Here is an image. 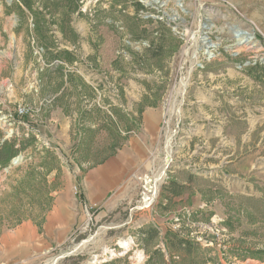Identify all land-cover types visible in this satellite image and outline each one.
I'll use <instances>...</instances> for the list:
<instances>
[{
	"label": "rangeland",
	"instance_id": "rangeland-1",
	"mask_svg": "<svg viewBox=\"0 0 264 264\" xmlns=\"http://www.w3.org/2000/svg\"><path fill=\"white\" fill-rule=\"evenodd\" d=\"M149 1L29 0L31 10L0 0L2 141L37 138L13 157L20 162L0 167V260L264 264V79L244 70L264 64V0ZM60 50L73 62L57 58ZM149 104L160 116L158 139L109 194L131 179L133 196L114 210L91 209L79 179L145 134ZM53 124L58 132L71 124L69 145L37 135ZM45 147L59 162H40ZM61 166L77 220L52 243L42 226L64 185ZM25 220L39 232L8 250L6 237ZM175 236L201 243L196 263L171 246Z\"/></svg>",
	"mask_w": 264,
	"mask_h": 264
},
{
	"label": "crops",
	"instance_id": "crops-1",
	"mask_svg": "<svg viewBox=\"0 0 264 264\" xmlns=\"http://www.w3.org/2000/svg\"><path fill=\"white\" fill-rule=\"evenodd\" d=\"M244 70H246L245 67ZM141 115L142 121L140 123V128H143L145 134H141L139 138H127L126 143L122 148L123 153L119 154L120 150L116 154L113 153L104 161L87 169L85 174H83L82 179H79L82 185V194L85 198V203L91 209L104 208L105 210H114L124 202H128L133 196L131 194L133 191L131 179H126V181L122 184L124 187L116 191L115 195L110 196L109 194L115 187L119 186V184L123 181V178H125L124 176H128L127 172L132 170L135 162L140 160L143 162L147 157V154L144 153V147L147 146V142L149 141L154 144L158 139V128L161 120L158 110L156 111L155 105H147L144 110L141 111ZM128 116L131 119L130 123L135 122L132 121L133 118L131 115L128 114ZM53 117L54 116L51 115V118ZM54 119H56V117H54ZM55 125H58V122H56ZM55 125L53 124L49 127V129H46L45 126H41L37 135L51 143L58 142L57 139H62L64 144L69 145L71 142V124H63L65 127L62 132H58V130L56 131L54 127ZM132 125L133 124L130 126ZM45 148L39 150L42 156L45 154ZM50 149L53 150L52 148ZM54 153L56 155L58 154L56 151H54ZM57 156L60 158L59 155ZM61 167L65 173L64 185L62 188L59 187L57 190H54L52 195V207L47 212L45 222L42 226V233H44L47 239L52 243L61 242L67 234L69 228L77 220L75 204L73 203V197L70 194V187L72 184L70 171L63 166ZM56 171L57 170L54 169L53 174H56ZM152 179L153 178H149L148 180L153 182L154 179ZM34 227H36V231L39 232V227L35 226L31 220H25L18 224L15 231L6 237L10 240V242L8 241V250H10V247L13 249L15 244L17 246H28L29 237L35 232ZM4 252V256H6L7 251L5 249ZM13 256L14 255L12 254H8L6 257L1 259L0 262H2V264H10Z\"/></svg>",
	"mask_w": 264,
	"mask_h": 264
},
{
	"label": "trees",
	"instance_id": "trees-1",
	"mask_svg": "<svg viewBox=\"0 0 264 264\" xmlns=\"http://www.w3.org/2000/svg\"><path fill=\"white\" fill-rule=\"evenodd\" d=\"M22 4H24L27 8L32 10V5L29 2V0H20ZM73 3L76 4V2L73 1ZM77 6V4H76ZM138 7L143 8L144 6L138 2ZM57 58L61 60H65L68 63L73 62V53L70 50H60L56 53ZM57 67H61L60 65ZM247 70V73L253 77L256 80H262L264 79V64H254V65H248L245 67ZM4 133L0 130V167L7 166L11 159L16 156L19 152L26 149L30 144H33V142H36L37 138L35 135L31 134L27 138H23V142L20 146L16 147L13 139H6L3 140ZM45 154L41 159V163H45L48 158H50L52 161L59 162V157L54 153L53 150L45 148ZM57 168L59 169V164L57 165ZM53 198H51L52 201ZM171 236V235H170ZM171 246L177 250H183L187 255L191 256V260L193 263H196L195 259L202 250V245L199 241L196 240H190L185 237L175 236L171 237ZM203 252V250H202ZM264 253V252H262Z\"/></svg>",
	"mask_w": 264,
	"mask_h": 264
},
{
	"label": "bare ground",
	"instance_id": "bare-ground-1",
	"mask_svg": "<svg viewBox=\"0 0 264 264\" xmlns=\"http://www.w3.org/2000/svg\"><path fill=\"white\" fill-rule=\"evenodd\" d=\"M146 3H150V1L149 0H146ZM239 35L241 36L240 39H239V41L240 42H244L245 36H242V35H247V34H239ZM206 40H207V42H203V44H208L207 46L209 48L205 47V54L211 55V53H210V47L213 46L214 44L213 43L212 44H209L210 40H208L207 38H206ZM145 197L147 199H149V197L147 195Z\"/></svg>",
	"mask_w": 264,
	"mask_h": 264
},
{
	"label": "water",
	"instance_id": "water-1",
	"mask_svg": "<svg viewBox=\"0 0 264 264\" xmlns=\"http://www.w3.org/2000/svg\"><path fill=\"white\" fill-rule=\"evenodd\" d=\"M155 1H157V0H155ZM238 34H246V32L245 31H240V32H238ZM207 48H209V47L207 46ZM21 160H22V156L19 155V156H17V157L12 159V163L16 164V163L20 162ZM146 185L150 189L151 185L148 184V183Z\"/></svg>",
	"mask_w": 264,
	"mask_h": 264
},
{
	"label": "built area",
	"instance_id": "built-area-1",
	"mask_svg": "<svg viewBox=\"0 0 264 264\" xmlns=\"http://www.w3.org/2000/svg\"><path fill=\"white\" fill-rule=\"evenodd\" d=\"M20 113H25L23 109H19Z\"/></svg>",
	"mask_w": 264,
	"mask_h": 264
}]
</instances>
